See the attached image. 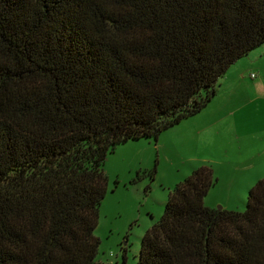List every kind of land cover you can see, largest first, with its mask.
<instances>
[{"label":"trees","instance_id":"1","mask_svg":"<svg viewBox=\"0 0 264 264\" xmlns=\"http://www.w3.org/2000/svg\"><path fill=\"white\" fill-rule=\"evenodd\" d=\"M264 44V0H0V264H107L105 159L200 113ZM210 167L169 194L137 264H264V180L211 209Z\"/></svg>","mask_w":264,"mask_h":264},{"label":"rangeland","instance_id":"2","mask_svg":"<svg viewBox=\"0 0 264 264\" xmlns=\"http://www.w3.org/2000/svg\"><path fill=\"white\" fill-rule=\"evenodd\" d=\"M251 74L256 79L251 80ZM225 75L200 113L163 131L157 139L128 141L107 155L103 165L107 192L94 230L98 262L137 264L142 240L162 217L171 190L200 167L216 172V183L204 204L212 209L245 210L247 182L254 186L264 180V44ZM237 107L241 110L235 114L233 128L227 125V114ZM224 118L216 129L206 131ZM226 152L229 160L224 159Z\"/></svg>","mask_w":264,"mask_h":264},{"label":"crops","instance_id":"3","mask_svg":"<svg viewBox=\"0 0 264 264\" xmlns=\"http://www.w3.org/2000/svg\"><path fill=\"white\" fill-rule=\"evenodd\" d=\"M229 70H230V68H229ZM229 70L227 71V73L229 72ZM226 76V75H225ZM251 79V78H250ZM251 80H253V79H251ZM238 109V110H237ZM237 109L235 110V111H233V112H229L227 115L229 116V120H228V122H227V125H231V127L233 126V128L236 126V123H237V119H236V117H235V114H236V112L237 111H239V110H241L240 108H238L237 107ZM224 120H225V118L224 119H220L219 120V122H213V123H211L209 126H207V129H206V131H212V129L213 128H217L221 123H224ZM225 125V124H224ZM227 128H229V127H227ZM213 132H215V130H213ZM218 131H216V133H217ZM237 136H236V140H237ZM224 159L225 160H229V155H228V153L226 152L225 154H224ZM212 169V168H211ZM212 171H213V173H216L215 172V169H212ZM248 184H247V188L250 190L252 187H253V183L254 182H247ZM212 189V188H211ZM210 189V190H211ZM248 190V191H249ZM206 203V202H205ZM206 205V207H208V208H211L210 206H208L207 204H205ZM212 209V208H211ZM225 210H228V208H224ZM231 211V210H230Z\"/></svg>","mask_w":264,"mask_h":264},{"label":"built area","instance_id":"4","mask_svg":"<svg viewBox=\"0 0 264 264\" xmlns=\"http://www.w3.org/2000/svg\"><path fill=\"white\" fill-rule=\"evenodd\" d=\"M250 78H251V79H256V76H255L254 74H251V75H250Z\"/></svg>","mask_w":264,"mask_h":264},{"label":"water","instance_id":"5","mask_svg":"<svg viewBox=\"0 0 264 264\" xmlns=\"http://www.w3.org/2000/svg\"><path fill=\"white\" fill-rule=\"evenodd\" d=\"M218 210L222 209L221 207L217 208Z\"/></svg>","mask_w":264,"mask_h":264}]
</instances>
